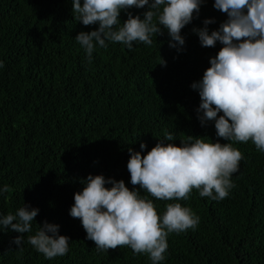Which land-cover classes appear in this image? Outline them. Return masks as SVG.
<instances>
[{"label":"trees","instance_id":"trees-1","mask_svg":"<svg viewBox=\"0 0 264 264\" xmlns=\"http://www.w3.org/2000/svg\"><path fill=\"white\" fill-rule=\"evenodd\" d=\"M213 4L206 0L181 30L182 51L169 46L164 29L152 45L134 42L131 50L106 41L89 62L75 37L98 24L74 19L72 0H0V188L12 189L0 195V216L15 214L24 203L39 209L30 232L0 231V264H151L148 254L127 246L97 251L69 211L89 174L139 188L130 182L129 148L141 151L145 143L146 155L166 132L177 146L188 135L228 142L216 136L214 121L201 126L200 97L191 88L222 47H202L193 32L205 19L215 20L210 32L227 19ZM147 10L128 9L142 19ZM119 19L127 20V12ZM232 143L243 159L225 199L193 189L187 200L168 201L140 190L161 216L168 203L178 202L200 218L194 229L167 236L160 264H264V152L251 140ZM45 220L70 237L66 255L47 259L28 242ZM19 235L20 248L13 242Z\"/></svg>","mask_w":264,"mask_h":264},{"label":"clouds","instance_id":"clouds-1","mask_svg":"<svg viewBox=\"0 0 264 264\" xmlns=\"http://www.w3.org/2000/svg\"><path fill=\"white\" fill-rule=\"evenodd\" d=\"M203 3L206 0H72L74 19L84 26L98 24L95 30L81 31L75 39L91 62L96 46L106 49V41L122 43L131 50L134 42L152 45V37L162 36L166 29L169 46L179 52L185 45L181 30L198 15ZM145 6L148 10L143 19L128 11ZM213 7L227 19L211 32L208 25L215 20L205 19L204 27L193 28V32L202 47H215L217 42L222 47L191 88L200 97L196 111L201 126L214 121L216 136L228 142L188 135L177 146L172 143L175 137L166 132L146 155H142L145 143L140 144L141 151L129 148L130 182L139 186L131 190L122 179L89 174L81 181L83 190L74 194L69 215L80 219L86 238L94 241L97 251L127 246L134 254H148L151 264H160L165 260L167 236L194 229L200 218L178 202L168 203L161 216L140 190L172 201L187 200L196 189L201 197L223 200L235 187L231 176L243 159L232 142L251 140L264 152V0H214ZM122 10L127 12L123 23L119 19ZM10 191L4 185L0 195ZM38 213V208L24 203L15 214L0 216V231L28 233ZM59 228L45 220L28 242L47 259L66 255L70 237L60 235ZM23 240L24 235H19L13 242L20 248Z\"/></svg>","mask_w":264,"mask_h":264}]
</instances>
